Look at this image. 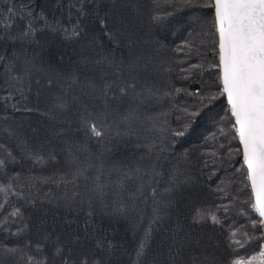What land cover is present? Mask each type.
<instances>
[{
    "label": "trees",
    "instance_id": "obj_1",
    "mask_svg": "<svg viewBox=\"0 0 264 264\" xmlns=\"http://www.w3.org/2000/svg\"><path fill=\"white\" fill-rule=\"evenodd\" d=\"M204 2L0 0V264H262L226 98L172 136L196 93L219 87ZM28 23L34 34L17 40Z\"/></svg>",
    "mask_w": 264,
    "mask_h": 264
},
{
    "label": "snow or ice",
    "instance_id": "obj_2",
    "mask_svg": "<svg viewBox=\"0 0 264 264\" xmlns=\"http://www.w3.org/2000/svg\"><path fill=\"white\" fill-rule=\"evenodd\" d=\"M184 4L190 8L198 7L193 4V0H184ZM203 7L210 8L214 14L212 26L216 37L217 61L212 67L218 70L219 87L215 94L211 92L202 94L199 91L196 93L201 96L197 108L191 113L185 110L187 119L181 128L172 132V136L183 137L195 122V118L201 115L202 110H210L218 97L226 98L229 106L228 118L233 121L231 124L234 129L233 139H237L242 146L237 150V154H242L243 164L246 166L245 175L250 184L251 197L254 198L251 207L261 217L259 227H264V0H205ZM7 11L9 16L7 22L3 24L5 32L15 26L13 14L18 12L14 4L8 7ZM80 14H83V10L78 12V15ZM16 18L23 19L19 15ZM51 30L62 33V38L67 41H78L81 37L78 26L51 28ZM33 34V25L28 23L16 39ZM8 38V36L4 37V39ZM63 60V55L58 56L56 63L59 64ZM48 83L51 84V81ZM89 85L94 86L91 81ZM111 87L106 85L102 88V94L110 99H119L120 97L115 95L109 97L107 89ZM130 90L135 94L134 83L118 88L119 93L124 97L129 95ZM59 106L63 107V103L61 102ZM87 127L95 137L104 135L102 128L95 122L87 123ZM4 164L5 161L0 160V166ZM4 190L0 188V191ZM18 215H20L19 209L12 212V216ZM197 216L203 218L204 213L197 212ZM160 219L156 216L153 223ZM211 219L214 223H218L214 215ZM149 237L150 231L145 234V241L139 246L138 256L143 254ZM176 244L179 246L180 241L177 240ZM261 256H264V252H261ZM81 264H87V261H82ZM233 264H245V261L236 259Z\"/></svg>",
    "mask_w": 264,
    "mask_h": 264
},
{
    "label": "rangeland",
    "instance_id": "obj_3",
    "mask_svg": "<svg viewBox=\"0 0 264 264\" xmlns=\"http://www.w3.org/2000/svg\"><path fill=\"white\" fill-rule=\"evenodd\" d=\"M264 247V246H263ZM263 247H262V251L261 252H263ZM261 262H262V264H264V262H263V260H262V256H261Z\"/></svg>",
    "mask_w": 264,
    "mask_h": 264
},
{
    "label": "built area",
    "instance_id": "obj_4",
    "mask_svg": "<svg viewBox=\"0 0 264 264\" xmlns=\"http://www.w3.org/2000/svg\"><path fill=\"white\" fill-rule=\"evenodd\" d=\"M263 252H264V247H263ZM262 260H263V262H264V256H262Z\"/></svg>",
    "mask_w": 264,
    "mask_h": 264
},
{
    "label": "water",
    "instance_id": "obj_5",
    "mask_svg": "<svg viewBox=\"0 0 264 264\" xmlns=\"http://www.w3.org/2000/svg\"><path fill=\"white\" fill-rule=\"evenodd\" d=\"M240 147L242 148V146L240 145ZM254 199V198H253ZM259 214V213H258ZM260 220H261V217H260Z\"/></svg>",
    "mask_w": 264,
    "mask_h": 264
}]
</instances>
